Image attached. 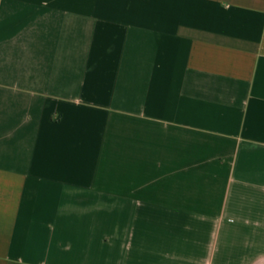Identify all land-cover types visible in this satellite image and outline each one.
Returning a JSON list of instances; mask_svg holds the SVG:
<instances>
[{
	"label": "crops",
	"instance_id": "obj_1",
	"mask_svg": "<svg viewBox=\"0 0 264 264\" xmlns=\"http://www.w3.org/2000/svg\"><path fill=\"white\" fill-rule=\"evenodd\" d=\"M0 264H264V0H0Z\"/></svg>",
	"mask_w": 264,
	"mask_h": 264
}]
</instances>
